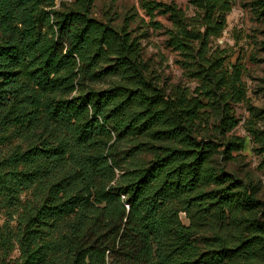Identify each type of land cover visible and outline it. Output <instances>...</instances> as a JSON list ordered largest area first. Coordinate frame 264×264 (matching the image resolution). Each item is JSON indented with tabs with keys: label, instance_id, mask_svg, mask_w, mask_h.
<instances>
[{
	"label": "trees",
	"instance_id": "1",
	"mask_svg": "<svg viewBox=\"0 0 264 264\" xmlns=\"http://www.w3.org/2000/svg\"><path fill=\"white\" fill-rule=\"evenodd\" d=\"M235 1L140 3L167 15L191 91L160 88L96 0H0V144L19 142L0 151V264H264V203L222 165L244 92L212 43Z\"/></svg>",
	"mask_w": 264,
	"mask_h": 264
},
{
	"label": "rangeland",
	"instance_id": "2",
	"mask_svg": "<svg viewBox=\"0 0 264 264\" xmlns=\"http://www.w3.org/2000/svg\"><path fill=\"white\" fill-rule=\"evenodd\" d=\"M141 2L175 5L187 18L194 14L189 0H96L92 15L125 28L131 38L140 43L141 59L152 71L160 88L178 83L194 91L196 81L181 68V57L166 45L165 32L171 27L167 15L155 10L152 17H148L140 8ZM252 5V0L233 2L226 16V28L212 46L225 55V69L231 71L233 65L240 67L244 92L239 102L231 104V116L237 125L225 134L226 138L242 139L243 148L233 152L232 159L222 165L235 177L250 179L256 187L257 198L264 203V114L252 115L253 112L264 111V20L257 17ZM205 111L212 128V124L217 122L210 107ZM252 131H255V137ZM18 144V141L10 139L0 144V151L9 153ZM180 217L186 224L185 216L181 214ZM3 223L4 217L0 215V228ZM15 256L14 251L10 258Z\"/></svg>",
	"mask_w": 264,
	"mask_h": 264
},
{
	"label": "built area",
	"instance_id": "3",
	"mask_svg": "<svg viewBox=\"0 0 264 264\" xmlns=\"http://www.w3.org/2000/svg\"><path fill=\"white\" fill-rule=\"evenodd\" d=\"M58 2V1H57ZM58 4V3H57Z\"/></svg>",
	"mask_w": 264,
	"mask_h": 264
}]
</instances>
